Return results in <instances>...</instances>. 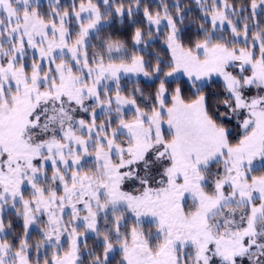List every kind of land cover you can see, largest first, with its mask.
<instances>
[{"label":"snow or ice","instance_id":"obj_1","mask_svg":"<svg viewBox=\"0 0 264 264\" xmlns=\"http://www.w3.org/2000/svg\"><path fill=\"white\" fill-rule=\"evenodd\" d=\"M0 264H264V0H0Z\"/></svg>","mask_w":264,"mask_h":264}]
</instances>
